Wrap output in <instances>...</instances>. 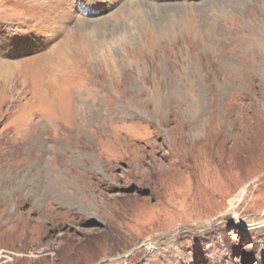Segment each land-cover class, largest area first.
<instances>
[{
  "label": "rangeland",
  "instance_id": "1",
  "mask_svg": "<svg viewBox=\"0 0 264 264\" xmlns=\"http://www.w3.org/2000/svg\"><path fill=\"white\" fill-rule=\"evenodd\" d=\"M0 264H264V0H0Z\"/></svg>",
  "mask_w": 264,
  "mask_h": 264
},
{
  "label": "bare ground",
  "instance_id": "2",
  "mask_svg": "<svg viewBox=\"0 0 264 264\" xmlns=\"http://www.w3.org/2000/svg\"><path fill=\"white\" fill-rule=\"evenodd\" d=\"M13 176L12 175H10V177H7V180H6V183L8 184V183H12L13 182ZM61 193V192H60ZM77 193V192H76ZM76 195V194H75ZM78 196V195H77ZM86 196V195H85ZM77 198V197H76ZM71 199H73V198H71ZM61 202H64L63 200H60ZM71 201V200H70ZM77 202V201H76ZM87 202H89V201H87Z\"/></svg>",
  "mask_w": 264,
  "mask_h": 264
}]
</instances>
